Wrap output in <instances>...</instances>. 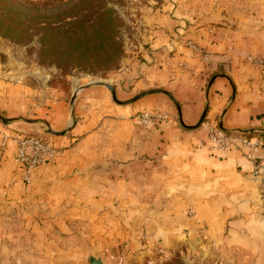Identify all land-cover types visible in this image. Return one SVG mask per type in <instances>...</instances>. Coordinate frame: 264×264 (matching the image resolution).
<instances>
[{"label":"crops","instance_id":"obj_1","mask_svg":"<svg viewBox=\"0 0 264 264\" xmlns=\"http://www.w3.org/2000/svg\"><path fill=\"white\" fill-rule=\"evenodd\" d=\"M220 44L219 40L216 47ZM260 66L256 65L257 73ZM186 68L188 73L174 81L176 89L181 86V93L175 96L181 115L165 101L162 122L147 133L139 126L144 112L134 121L122 118L111 107L108 95L97 101L89 99L96 92L91 86L78 93L73 114L56 90L57 95L48 99H53L48 113L41 114L56 129L70 126L72 133L83 136L73 147L41 163L22 191L23 200L33 197L40 201L35 208L39 206V213L48 218L35 227L38 231L62 227L61 219L55 218L60 212L71 218L72 226L86 227L90 233L102 231L99 243L106 246L117 247L129 240L130 247L143 248L163 241L172 248L189 249L193 243L250 251L264 245L256 231L262 230L264 175L254 170L255 161L264 158V90L249 92L238 80L233 81L228 69L215 74L209 86L199 63ZM11 96L20 109L26 103L21 95ZM156 100L157 96H151L138 104ZM206 107L209 120L194 129L182 128V122L195 125ZM0 108L6 110L1 103ZM17 116L11 112L7 118ZM211 127L230 132L252 130L243 132L251 145L238 141L220 149L207 140ZM28 130L43 133L39 125L30 127L19 120L0 125V202L4 203L0 214L9 215L20 196L15 191L22 185L19 176L23 169L12 163V157L18 150L16 138L34 133ZM202 140L207 144L200 150L197 145ZM159 193L165 199L163 204L158 202ZM115 198L123 201L114 206ZM30 214H25L27 226L37 224L31 222ZM40 242L48 251L44 241Z\"/></svg>","mask_w":264,"mask_h":264},{"label":"rangeland","instance_id":"obj_2","mask_svg":"<svg viewBox=\"0 0 264 264\" xmlns=\"http://www.w3.org/2000/svg\"><path fill=\"white\" fill-rule=\"evenodd\" d=\"M100 1L94 0V3ZM104 1L113 8L120 21L117 35L122 56L115 65L98 64L97 70L83 71L77 67L40 63L35 38L20 44L0 35V103L6 108L5 111L0 108V125L9 120L23 121L30 127L39 125L43 133L38 130L26 132L41 133L60 151L71 148L83 134L72 133L70 126L58 130L41 113H48L53 100L48 99L57 95L58 90L73 114L78 93L91 86L96 92L89 99L97 101L102 95H108L111 107L122 118L134 121L136 117L139 119V113L144 112L139 126L147 133L148 128L158 127L162 122L165 101L181 114L180 102L175 98L181 93V86L178 84L176 89L174 81L188 73L187 64L192 62L199 63L200 74L206 76L209 86L215 74L228 69L233 81L238 80L249 92L259 94L264 90V0ZM219 40L223 44L218 48ZM258 60L262 62L255 64ZM256 65H261L259 73ZM97 81L102 84H96ZM104 83L114 87L115 99ZM12 94L21 95L26 101L21 109ZM151 96H157L159 100L138 104ZM170 96L175 98L179 109ZM13 101L15 103L8 110L7 106ZM205 110L201 123L211 117L208 107ZM11 112L18 116L7 118ZM97 117L94 121L98 120ZM197 123L187 126L182 122V128L194 129L201 124L196 126ZM198 144L197 147L203 150L207 143L202 140ZM12 158V163L22 170L15 155ZM2 165L0 162V167ZM40 165L34 167L27 178L25 169L21 171L19 182L22 185L15 191L20 196L9 215L0 214V264H93L92 258L100 259L102 264H264V245L250 251L233 246L197 247L193 243L189 249L184 246L172 248L163 241L143 248L130 247L129 240H123L117 247L101 245L98 236L102 231L95 229L90 233L86 227L72 226L71 218L60 212L55 218L61 219L62 227L38 231L35 227L48 218L39 213V206L35 208L40 201L33 197L23 200L25 194L22 191L29 184L32 172L38 173ZM164 200L159 193L158 202L163 204ZM121 201L123 199L115 198L112 202L116 206ZM27 213H31V222L37 224H25ZM261 218V233L257 228L256 231L264 239V196ZM38 241H44L48 251ZM141 251L144 253H139Z\"/></svg>","mask_w":264,"mask_h":264},{"label":"trees","instance_id":"obj_3","mask_svg":"<svg viewBox=\"0 0 264 264\" xmlns=\"http://www.w3.org/2000/svg\"><path fill=\"white\" fill-rule=\"evenodd\" d=\"M105 2L0 0V35L20 44L35 38L40 63L83 71L115 65L122 56L120 21Z\"/></svg>","mask_w":264,"mask_h":264},{"label":"built area","instance_id":"obj_4","mask_svg":"<svg viewBox=\"0 0 264 264\" xmlns=\"http://www.w3.org/2000/svg\"><path fill=\"white\" fill-rule=\"evenodd\" d=\"M145 116L148 117V115ZM207 140L213 142L220 149L238 141L251 145L250 140L242 131L230 132L218 127L210 128ZM262 142L264 143V136ZM17 144L18 150L15 154V160L25 169L26 178L34 167L54 159L60 152L59 147L50 139L37 135L21 134L17 137ZM254 170L264 175V171L262 172L264 170V158L255 161Z\"/></svg>","mask_w":264,"mask_h":264},{"label":"water","instance_id":"obj_5","mask_svg":"<svg viewBox=\"0 0 264 264\" xmlns=\"http://www.w3.org/2000/svg\"><path fill=\"white\" fill-rule=\"evenodd\" d=\"M96 84H102L100 81H97V82H95ZM104 85L107 87V88H109L110 89V91H111V93H112V96H113V98L115 99V89H114V87L112 86V85H110V84H107V83H104ZM87 85H85V86H82V87H86ZM169 95V94H168ZM171 97V96H170ZM171 99H172V101L176 104V106L178 107V109H179V104L177 103V101L175 100V98H173V97H171ZM179 113H180V110H179ZM205 113H206V110H204L203 111V113L201 114V116H200V119H199V122L197 123V125L196 126H198L202 121H203V118H204V116H205ZM181 115V114H180ZM1 117V116H0ZM3 120H5V119H3ZM252 130H246V131H242V132H251ZM264 170H262V172H263ZM93 259V264H102V261L100 260V259H98V258H92Z\"/></svg>","mask_w":264,"mask_h":264}]
</instances>
